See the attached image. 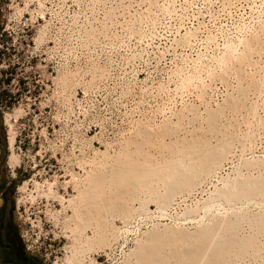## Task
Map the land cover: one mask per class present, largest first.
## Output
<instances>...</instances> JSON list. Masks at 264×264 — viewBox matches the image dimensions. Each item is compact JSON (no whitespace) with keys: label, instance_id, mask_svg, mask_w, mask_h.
<instances>
[{"label":"rangeland","instance_id":"rangeland-1","mask_svg":"<svg viewBox=\"0 0 264 264\" xmlns=\"http://www.w3.org/2000/svg\"><path fill=\"white\" fill-rule=\"evenodd\" d=\"M245 54L254 59L241 61ZM235 64L244 67L240 76ZM227 95L240 97L239 109ZM263 107L264 0H0L1 179L12 188L8 208L23 250L40 264H64L72 242L65 234L77 227L71 197L90 171L142 140L144 128L156 141L146 147L156 162L169 157L163 146L183 149L205 133L217 146L227 130L232 149L171 203L144 190L130 198L129 216L106 212L111 243L93 253L94 264H136L149 234L193 233L222 218H239L238 235H256L260 248L229 264L263 263L264 232L249 220L264 214V196L216 198L233 179L264 175ZM222 108L221 134H210L207 117Z\"/></svg>","mask_w":264,"mask_h":264},{"label":"bare ground","instance_id":"bare-ground-1","mask_svg":"<svg viewBox=\"0 0 264 264\" xmlns=\"http://www.w3.org/2000/svg\"><path fill=\"white\" fill-rule=\"evenodd\" d=\"M247 54L242 55V58L240 60L244 61L245 59L247 61L248 60L250 61L249 58H252V56L250 57L251 53H249L250 54L249 58L246 59L245 57ZM252 55H253V52H252ZM239 58H237L238 62H239ZM244 62H239V64L241 63L242 65ZM252 62L253 60H251V63ZM235 68L237 69H233L234 71L236 70L239 71L238 66ZM241 69H240L241 73L244 72ZM228 70L226 71V75L229 74ZM240 71L237 73L238 75ZM241 87L240 89L243 88ZM247 89L245 91H247ZM241 91L243 92L244 89H242ZM238 92H240V90ZM242 92H240V94H242ZM245 93L247 94V92ZM244 95L245 94L243 92V97H246V95L245 96ZM227 100L228 101L226 102V104H228L231 108H234L235 110L236 108L239 109V106L241 105L240 97H237V99L229 97L228 99V95H227ZM228 105L226 106L228 107ZM223 108L222 110L218 109L220 111H215V110L210 111L209 117H207L208 129H206L207 131H209V133L212 132L213 134V132H216V130L218 131L217 126L220 124V122H218L219 114L222 115V114L227 113L226 111H224L225 113L224 112L221 113L223 111ZM240 108H242V106ZM231 110L232 109H230V111ZM249 111L251 112L250 109ZM220 117L219 119L223 120L224 117L223 116L221 118ZM168 128L170 129V127ZM168 128L165 129L166 134L169 133V131L171 130V129L169 130ZM145 130H146L145 128L141 129V132H140L142 137H144L142 140L141 139L140 141L137 140L138 142L135 141L132 146H129L123 149V151L118 155V157L115 156L116 157L115 163H112L111 165H107V167L106 168L104 167L103 170L98 169L99 171H97L95 169L96 170L95 172L90 171L93 173L88 172L89 174L87 176V179L86 178L85 180L82 179V181L80 182L82 184V187L81 189H78L79 192L77 195H75L76 197H71L72 199L74 198L75 200L72 201L71 198L69 200L67 199L68 203L70 200L76 203L75 206L72 205L74 206L72 207L74 209V213H73L74 216L73 217L70 216V217L76 218V219L74 218L75 220L74 219L73 220L75 221V223L77 222L76 224L78 228L74 227L75 230L72 231L73 232L72 235H68L65 232L66 238L70 239L72 242L69 246L66 247L68 255H66L65 260H63L64 264H94V260L92 258L93 253L100 250L102 243H104L105 245H108V244L110 245L111 242L108 243L109 241L107 239L108 235L106 234V231L108 232V230L106 229L108 228L107 226L109 225L106 226L108 221H107V218H104V215L106 212L110 210L109 212H112V211L113 213L116 212L119 214V216H125V217L129 216L131 213V210H130L131 208L128 206L129 205L128 202L129 200H131L130 198H133L132 200H134V198L136 197L138 198L140 193L142 191L144 192V190L151 192L153 196L154 195L157 196L158 201L160 200L163 205L165 204L167 205L176 194H179L180 192H184V191L186 192V190L188 192V190L192 189L194 185L196 186V182L198 181L197 179L200 178L199 176L201 174L203 176L204 173H206L207 171L209 172V169L213 165H217L218 163L223 162L222 160H226V157H228L227 154L230 153L232 149L230 148V144L231 145L233 144L231 142L232 134L228 132L229 134L228 135L227 130H225L226 133L224 135L222 134V137L224 136L222 140L221 138L220 139L216 138L219 135H217L214 138L217 141L221 140V141H218L220 143L218 145L216 144L217 146H214V144L212 146V144L209 143L210 139L209 138L207 139L204 136L206 135L205 133L201 137H198V138L194 137L195 139L192 138L193 140H189V139H188L189 141L185 140V143H182L185 145L183 149L182 148L179 149L173 145L163 146V148L168 152L169 157H167L162 162H156L153 160V157L150 154L151 150L150 152L146 150L147 146L154 145L156 141L152 139L150 135L152 133L148 134L146 133L147 131ZM221 132L223 133V131ZM10 133H14V132H10ZM218 133L221 134L219 131L217 132V134ZM15 142H16V133L11 134V138H10L9 146L12 151H14ZM229 148H230V151H229ZM11 159H12L11 161L13 162V167L15 163L19 164V161H18L19 159L15 155V153L12 154ZM155 183L156 184L162 183L163 186L165 187V192L164 193L160 192L159 191L160 189H158L159 186L158 187L154 186ZM76 186L79 188L80 184L79 186L78 185ZM217 194L218 195H216L217 196L216 198L224 199L230 203L238 202V201L241 202L242 199H250V198H256V197L261 198L264 196V175H259L256 177L251 176V177L233 179L232 181L227 183L225 187L220 189ZM55 197L61 201L66 200L62 198L63 196L62 197L55 196ZM69 209L71 208H68V210ZM49 216H51V214ZM51 217L54 219L56 215H54V217L53 216ZM72 218L70 220H72ZM238 219L236 220L228 219V218L218 219L219 221L217 222L215 221L214 223H211L204 227L201 226L200 228H197V230L194 231L193 233L191 232L188 234L182 230L173 231L171 233L163 232L161 234L160 232V234L159 233L158 234L155 233L151 235L149 234L147 241L141 244V247L139 246L140 249L135 254V257L137 258V263L136 262L135 263L136 264L138 263L139 264H229L230 261L232 262L231 259L243 256V255L245 256L248 253L251 254L250 252H253L252 254H254L255 251L258 252L259 246L257 243L258 238L256 235H252L246 238H243L244 236L240 237L238 235V229H239L240 222H241L240 219L239 220ZM249 221H251L252 225H254V229H256L259 233L264 232V214L258 215L257 217L255 216L253 219ZM111 228L114 229L115 227L111 226ZM115 229L117 230V227ZM88 231H90V233H87ZM106 241L108 244H106ZM261 264H264V262Z\"/></svg>","mask_w":264,"mask_h":264},{"label":"flooded vegetation","instance_id":"flooded-vegetation-1","mask_svg":"<svg viewBox=\"0 0 264 264\" xmlns=\"http://www.w3.org/2000/svg\"><path fill=\"white\" fill-rule=\"evenodd\" d=\"M1 173L0 165V200L3 201V205H0V264H40L23 250L13 218V204L8 208L7 194L12 192V188H6Z\"/></svg>","mask_w":264,"mask_h":264},{"label":"water","instance_id":"water-1","mask_svg":"<svg viewBox=\"0 0 264 264\" xmlns=\"http://www.w3.org/2000/svg\"><path fill=\"white\" fill-rule=\"evenodd\" d=\"M4 151H5V150H4ZM4 151H3V152H4Z\"/></svg>","mask_w":264,"mask_h":264}]
</instances>
